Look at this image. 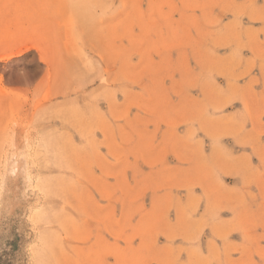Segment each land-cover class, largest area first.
Segmentation results:
<instances>
[{
    "label": "rangeland",
    "instance_id": "1",
    "mask_svg": "<svg viewBox=\"0 0 264 264\" xmlns=\"http://www.w3.org/2000/svg\"><path fill=\"white\" fill-rule=\"evenodd\" d=\"M0 264H264V0H0Z\"/></svg>",
    "mask_w": 264,
    "mask_h": 264
},
{
    "label": "bare ground",
    "instance_id": "2",
    "mask_svg": "<svg viewBox=\"0 0 264 264\" xmlns=\"http://www.w3.org/2000/svg\"><path fill=\"white\" fill-rule=\"evenodd\" d=\"M81 4V3H80ZM93 7V6H92ZM78 10V9H77ZM77 10H76V12H77ZM77 13H79V12H77Z\"/></svg>",
    "mask_w": 264,
    "mask_h": 264
}]
</instances>
